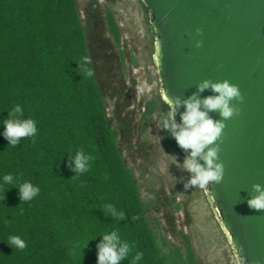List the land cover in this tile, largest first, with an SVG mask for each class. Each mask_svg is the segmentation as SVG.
Listing matches in <instances>:
<instances>
[{
  "label": "trees",
  "instance_id": "16d2710c",
  "mask_svg": "<svg viewBox=\"0 0 264 264\" xmlns=\"http://www.w3.org/2000/svg\"><path fill=\"white\" fill-rule=\"evenodd\" d=\"M138 4L153 51L147 11ZM108 14L119 42L120 28ZM86 27L78 0H0V264H97V245L112 231L131 249L120 264H132L138 252L143 256L136 264H197L186 233L179 232L178 245L164 236L157 218H150L156 202L142 197V187L156 195L153 184L160 180L144 179V172L138 177L122 156V125L107 115ZM85 56L90 64H82ZM85 68L95 74L87 76ZM17 105L23 111L20 119H33L37 132L10 146L4 120ZM167 112L157 93L146 104L143 119L151 122L157 114L163 145L182 156L163 129ZM81 149L95 159L88 171L75 176L69 161ZM6 174L13 176L11 184L4 183ZM24 182L40 189L31 201L22 202L16 188ZM170 201L180 209L175 197ZM109 204L125 219L112 217ZM10 236H19L27 247H10Z\"/></svg>",
  "mask_w": 264,
  "mask_h": 264
},
{
  "label": "water",
  "instance_id": "95a60500",
  "mask_svg": "<svg viewBox=\"0 0 264 264\" xmlns=\"http://www.w3.org/2000/svg\"><path fill=\"white\" fill-rule=\"evenodd\" d=\"M139 1L154 35L151 61L168 111L162 89L169 97L187 99L206 79L239 85L244 101L232 103L241 112L225 122L221 138L224 178L203 193L233 258L242 247L246 264H264V210L247 204L255 195L253 184L264 186V0ZM198 40L203 47L195 46ZM210 95V89L199 93L201 99ZM209 115L221 119L218 112ZM178 149L184 158L190 154Z\"/></svg>",
  "mask_w": 264,
  "mask_h": 264
},
{
  "label": "rangeland",
  "instance_id": "374dc122",
  "mask_svg": "<svg viewBox=\"0 0 264 264\" xmlns=\"http://www.w3.org/2000/svg\"><path fill=\"white\" fill-rule=\"evenodd\" d=\"M86 1L78 0L84 21L89 16L100 19L97 22L99 30L89 41L96 49L94 55L98 56L96 65L102 83L122 89L120 97L107 96V115L111 117L123 106L119 117L122 121L129 119L130 122L127 134L120 133L118 138L122 156L138 177L141 171H145L144 179H161L160 182L152 179L156 195L147 193L142 187V197L156 202L155 208L150 210V218H157L164 236L178 245L182 244L179 232L186 233L192 239L198 264H234L224 235L201 189L193 192L191 188H184L183 181H187L186 174L189 173L177 166V163L183 164V157L175 154L174 149L161 146L162 126L159 117L153 115L149 133H141L142 121L134 97L139 99L143 94L146 99H150L158 93V86L151 62L152 35L138 0H117L115 7L122 28L120 47L124 51V61L120 60L118 48L104 28V2L101 1L99 11L94 12L88 11ZM130 56L135 58L134 65L131 64ZM121 62L125 64L124 67ZM131 67L133 69L129 70ZM107 91L111 94L113 89ZM145 137L148 143L141 149ZM144 179L140 182L146 183ZM171 197H175L176 203L181 205L180 209L174 208Z\"/></svg>",
  "mask_w": 264,
  "mask_h": 264
},
{
  "label": "clouds",
  "instance_id": "9594fccd",
  "mask_svg": "<svg viewBox=\"0 0 264 264\" xmlns=\"http://www.w3.org/2000/svg\"><path fill=\"white\" fill-rule=\"evenodd\" d=\"M195 31L197 36L203 35V29L197 28ZM203 43V40H198L195 46L201 48ZM161 46L162 43H160L159 49ZM90 63V57L85 56L82 58L83 65ZM85 72L89 77L95 74L93 70L87 68H85ZM197 87L198 92L193 93L187 99H182L179 96L169 97L166 90L162 89L161 94L170 109L164 116L162 125L163 129L175 139L181 149L186 152L190 150V154L185 157L183 164L177 163L182 171L189 173V179L183 181L185 190L195 187L203 190L207 195L210 193V184H220L223 181L225 167L219 156L222 151L221 138L226 128L225 122L241 112V109L234 105L232 101L243 103L244 96L239 85L232 84L228 80L214 82L206 79L201 81ZM206 89H210L214 95L201 99L199 93ZM181 107L184 108V111L179 113L181 122L177 123L175 117ZM210 112H218L221 119H213L209 115ZM8 114L9 118L4 120L5 130L3 135L9 141L10 146L18 145L21 138L36 135L35 121L33 119H20L23 116V111L19 105ZM93 159L95 157L86 156L81 149L69 161V166L77 176L88 171L89 161ZM73 164L74 167H72ZM3 180L5 184H11L13 176L6 174ZM252 187L255 195H252L247 201L249 208L255 211L264 210V186L256 183ZM16 188H18L22 202L31 201L40 191L38 187H34L30 182H24ZM106 208L112 217L119 220L125 219V213L117 212L113 205H106ZM5 223H8V221L6 220ZM7 243L10 247L20 250L27 247L26 242L19 236H10ZM97 250V264H120L122 260L127 258L131 249L127 242H121L116 231H112L110 234L103 235L102 241L97 245ZM242 252V247L236 250L234 264H246V258L241 255ZM142 256L143 253H136L132 264H136ZM254 264H260V261L257 260Z\"/></svg>",
  "mask_w": 264,
  "mask_h": 264
},
{
  "label": "flooded vegetation",
  "instance_id": "af4514ba",
  "mask_svg": "<svg viewBox=\"0 0 264 264\" xmlns=\"http://www.w3.org/2000/svg\"><path fill=\"white\" fill-rule=\"evenodd\" d=\"M101 1L104 2V4H103V8H104V23H105L104 28L106 27L107 33L111 36L114 44L117 46L120 60L121 61H124V51L120 47V38H119V42H117L116 39H115V37H114V35H113V33H112V31H111V28H110V25H109V18H108V15H109L108 13H111V15H112L113 19L115 20L117 26L120 28V33H121L122 28L119 25V21L117 19V13H116V10H115L116 4H117V0H87L86 1V5L88 6V11L89 10H93L94 12L95 11H99L100 5H101V3H100ZM78 4H79V2H78ZM99 21H100V19H95V18H93V16L87 17L86 21H84V19H83L84 24L87 25V27H86V30H87V45H88L89 54H90V57L92 59V63H93V66L95 68V71H96L97 80L99 82V85H100L101 90L104 93L105 99H107V96L108 95L109 96L115 95L117 97H120L121 96L120 95V92L122 91V89H118V88H115V87H111L109 84L102 83L103 81H102V79H101V77L99 75L98 66L96 65V61L98 60L97 59L98 56H95L94 55L96 53V49H95V47H93V43H91L89 41V39L90 40L92 39V35L93 34H97V32H98L99 27H98L97 22H99ZM93 42H95V41L93 40ZM130 61H131V64H133V65L135 64V58L133 56H130ZM121 63H122V66L124 67L125 64L123 62H121ZM152 67H153V65H152ZM125 69L127 70V68H125ZM132 69L133 68L131 67V69H129V70H132ZM153 69H154V67H153ZM156 81H157V77H156ZM157 86H158V83H157ZM111 88L113 89V92L110 94L107 90H110ZM158 93H159V91H158ZM150 99H146L145 95H143V94H142L141 98H139V99L134 97V104H135V106L138 109L137 112L140 114V120L142 121L141 133L143 135H147L149 133V125H151V123H152V121L149 122V121H145L143 119V114H144V111H145L146 104L148 103V101ZM122 107L123 106H121L119 108V110L116 111L114 113V115H112V116H115L117 118V121H119V123L122 125V126H119V134L120 133H122V134H125L126 133L127 134V131H129V128H130V122H129V119H126L124 121H122L120 119L119 116L121 114ZM153 115H155V116L158 117L157 114H153ZM118 138H119V135H118ZM147 143H148V141H147V138L145 137L144 138V141L142 143L141 149H143L145 147V145H147ZM160 144H161L162 147H164V148L166 147V146L163 145L162 140L160 141ZM141 172H144L145 173V171H141ZM174 173H175V171H174ZM151 176H153V175H151ZM158 179L161 181L160 178H158ZM191 244H192V239H191ZM193 248H194V246H193ZM194 251H195V248H194ZM230 253H231V250H230ZM195 256H196V252H195ZM231 256H232V253H231ZM232 259L234 261L233 256H232ZM196 260H197V264H198L199 261L197 259V256H196Z\"/></svg>",
  "mask_w": 264,
  "mask_h": 264
}]
</instances>
